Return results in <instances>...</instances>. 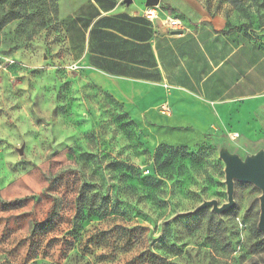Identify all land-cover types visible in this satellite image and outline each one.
<instances>
[{"label": "rangeland", "instance_id": "374dc122", "mask_svg": "<svg viewBox=\"0 0 264 264\" xmlns=\"http://www.w3.org/2000/svg\"><path fill=\"white\" fill-rule=\"evenodd\" d=\"M88 1L0 0V264H264L258 187L192 213L227 201L221 150L264 152V87L227 130L134 121L69 58ZM193 1L264 52V0Z\"/></svg>", "mask_w": 264, "mask_h": 264}, {"label": "crops", "instance_id": "0c3cea01", "mask_svg": "<svg viewBox=\"0 0 264 264\" xmlns=\"http://www.w3.org/2000/svg\"><path fill=\"white\" fill-rule=\"evenodd\" d=\"M160 1V17L178 18L183 33L143 18V0H90L69 14L66 48L85 80L139 122L208 132L256 111L264 52L193 0Z\"/></svg>", "mask_w": 264, "mask_h": 264}, {"label": "water", "instance_id": "95a60500", "mask_svg": "<svg viewBox=\"0 0 264 264\" xmlns=\"http://www.w3.org/2000/svg\"><path fill=\"white\" fill-rule=\"evenodd\" d=\"M146 7H155L159 5L160 0H143ZM132 0H126L130 4ZM21 153V151H20ZM219 158L224 164V183L226 186V203L221 206L217 201H204L192 213L203 208L210 207L215 214H221L227 209L233 207V186L234 181L252 183L261 190L259 197V220L257 230L264 237V152L259 151L252 156L246 157L244 160L236 155L229 154L226 150H221Z\"/></svg>", "mask_w": 264, "mask_h": 264}, {"label": "built area", "instance_id": "2783aa9c", "mask_svg": "<svg viewBox=\"0 0 264 264\" xmlns=\"http://www.w3.org/2000/svg\"><path fill=\"white\" fill-rule=\"evenodd\" d=\"M159 5L155 7H146L142 10L143 18L147 19L148 21H154L156 19L160 20L162 24L166 25L169 30L174 31L176 33H183L185 28L182 25L181 21L178 18L171 17V16H163L162 18L159 15ZM168 107L163 106L161 107V113H167Z\"/></svg>", "mask_w": 264, "mask_h": 264}, {"label": "trees", "instance_id": "16d2710c", "mask_svg": "<svg viewBox=\"0 0 264 264\" xmlns=\"http://www.w3.org/2000/svg\"><path fill=\"white\" fill-rule=\"evenodd\" d=\"M255 234L258 235V236L260 235L257 231H255Z\"/></svg>", "mask_w": 264, "mask_h": 264}]
</instances>
